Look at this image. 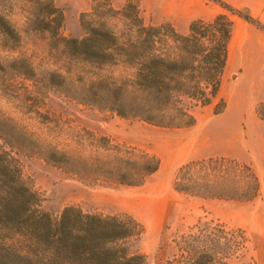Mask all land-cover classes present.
Instances as JSON below:
<instances>
[{
	"label": "trees",
	"instance_id": "16d2710c",
	"mask_svg": "<svg viewBox=\"0 0 264 264\" xmlns=\"http://www.w3.org/2000/svg\"><path fill=\"white\" fill-rule=\"evenodd\" d=\"M213 1L264 30L246 10ZM78 20L83 34L68 36L55 0H0V71L57 86L82 105L166 128L193 125L192 106L218 98L232 31L226 12L212 20L193 19L183 33L169 22L146 23L139 0H125L120 7L91 0ZM36 32L47 33L66 58L58 72L45 69L40 77L22 49L23 35ZM224 106L219 98L214 112ZM37 107L27 111L39 113ZM255 110L264 122V100ZM80 130L84 133L57 145L0 110V264H148L145 253L129 247L142 231L133 215L75 203L53 215L43 207L41 190L25 178L18 154L41 158L72 177L127 186L141 185L160 166L149 149ZM172 186L194 196L252 200L260 180L250 163L220 155L184 162ZM174 243L176 253L160 264H256L244 259L246 230L218 218L198 220Z\"/></svg>",
	"mask_w": 264,
	"mask_h": 264
},
{
	"label": "rangeland",
	"instance_id": "374dc122",
	"mask_svg": "<svg viewBox=\"0 0 264 264\" xmlns=\"http://www.w3.org/2000/svg\"><path fill=\"white\" fill-rule=\"evenodd\" d=\"M90 4L91 0L86 9L81 10L58 5L64 12L62 32L65 35L80 37L83 34L78 15ZM49 39L47 33L36 32L23 35L21 43L40 77L45 69L58 72V66L67 65L66 58ZM238 75L237 71H225L218 98L205 106H192L195 122L187 127L166 128L120 117L92 105H82L61 94L57 86H45L2 71L0 110L57 145L72 141L76 132L83 134L80 128L84 127L149 149L160 158L157 171L141 185L127 186L72 177L41 158L18 154L25 178L41 190L43 207L51 214H58L64 205L71 203L86 210L130 213L142 224V231L128 241L129 247L145 253L148 264H160L171 258L176 253L174 239L198 220L218 218L243 227L249 236L244 259L264 264V122L255 110L264 100V84L255 82L248 93L238 88ZM219 98L224 100L225 106L215 113L214 105ZM35 107L39 113L27 111ZM220 155L252 165L261 179L255 198L223 200L189 195L173 188V175L181 164Z\"/></svg>",
	"mask_w": 264,
	"mask_h": 264
},
{
	"label": "crops",
	"instance_id": "0c3cea01",
	"mask_svg": "<svg viewBox=\"0 0 264 264\" xmlns=\"http://www.w3.org/2000/svg\"><path fill=\"white\" fill-rule=\"evenodd\" d=\"M57 1L58 5H64L66 8L78 7L81 10L86 9L89 0ZM124 1L111 0L115 7L122 6ZM222 1L233 8L246 10L254 20L264 25V0ZM139 5L140 14L146 23L169 22L183 33L188 31L189 23L193 19L212 20L217 14L226 12L213 0H139ZM226 13L232 20V31L221 83L227 69L237 71L238 88L251 93L255 82L264 84V30L241 16Z\"/></svg>",
	"mask_w": 264,
	"mask_h": 264
}]
</instances>
